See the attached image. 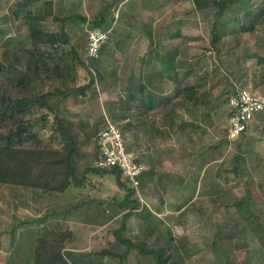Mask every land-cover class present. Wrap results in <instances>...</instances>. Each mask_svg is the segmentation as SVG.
<instances>
[{
	"label": "rangeland",
	"instance_id": "374dc122",
	"mask_svg": "<svg viewBox=\"0 0 264 264\" xmlns=\"http://www.w3.org/2000/svg\"><path fill=\"white\" fill-rule=\"evenodd\" d=\"M242 1L246 10L232 7L229 20L239 15L241 24L253 23L255 31L242 34L236 29L229 32L228 38L225 34L220 52L211 47V33L203 36L187 54L194 56L199 77L184 79L182 83L177 78L162 79L163 96L170 101L181 100L183 95L176 89L181 90L184 85L196 82L204 91L197 105L188 104L189 110L184 106L176 108L184 118L191 119L193 126L188 127L187 134L185 131L177 136L176 141L164 142L168 147L175 144L169 151L176 161L172 172L156 167L160 162L158 155L163 154L161 150L153 149L147 156L143 153L147 144L142 141L141 132L142 93L136 99L130 95L142 82L140 39L121 44L118 52H115L116 45L102 49L99 59L106 76L103 83L98 82L85 92L73 93L63 100L53 96L51 104L55 111L74 121L82 140L81 156L76 160L80 175L95 164V137L108 122L123 130L128 146L139 159L154 166L148 167L143 177L141 195H132L126 203L123 200L128 188L119 187L114 174L109 173L90 172L83 187L70 188L67 194L0 184V264H32L33 260L35 264L29 249V235L33 236L30 232L41 229L44 220L45 226L48 221L54 226L56 213L53 208L48 210L49 205L75 196L92 199L90 212L80 214V220L82 224L91 220L95 229L105 231V235L98 237L101 241L97 247H105L110 237L117 240L113 234L116 230L134 246L154 250L144 252L132 247L126 259L112 255L102 261L104 264H161L156 252L159 250L165 255L173 254L170 261L176 264H228L227 260L235 264H264V247L257 237L259 225H264V111L253 118L242 136H229L231 93L242 87L255 88L264 94V0ZM25 8L24 0H0V62L5 66L0 71L1 81L11 82L9 77L17 72L13 71V64L22 70L29 62V55L20 48L23 42L30 41ZM76 23L82 29L77 31L80 42L73 45L85 58L88 40L83 33L85 24L80 20ZM39 24L48 28L54 23L47 18ZM240 58L247 69V79L236 80L226 68L236 67V60ZM88 82V72L80 69L78 83ZM128 121L133 123L131 128L125 125ZM49 134V128L41 130L44 138ZM42 197L51 200L50 204L30 202L31 198ZM136 199L140 202L139 208H133ZM240 199L244 200L242 208L233 205ZM111 213L113 219L107 220V214ZM113 248L119 252L126 249L118 240ZM101 257L94 255L97 260Z\"/></svg>",
	"mask_w": 264,
	"mask_h": 264
},
{
	"label": "crops",
	"instance_id": "0c3cea01",
	"mask_svg": "<svg viewBox=\"0 0 264 264\" xmlns=\"http://www.w3.org/2000/svg\"><path fill=\"white\" fill-rule=\"evenodd\" d=\"M24 2L25 12L32 11L41 15L48 13L46 19L41 22L49 18L54 23L48 28L41 25L40 27L54 31L64 29L72 44L80 42L77 31L80 32L82 28H77L76 23L79 20L85 24L83 26L85 39L88 38V22L92 25H95L93 22H98L97 26L111 30V37L106 45H116L115 52L120 50L121 44H130L134 39L142 41V141L147 144L143 153L147 156L148 153H153V149L161 150L163 154L158 155L160 162L156 167L160 166L167 172H172V169L176 167V161L169 151L175 144L168 147L164 142L176 141L177 136L184 134L185 131L187 134L188 127L193 126L191 119L184 118V115L180 114L181 111L179 112L176 108L184 106L186 107L184 109L189 110L190 105L188 104L195 105L194 99L188 100L184 95V89L187 86H196L200 95L204 91H202V85L196 82L184 85L181 90L176 89L183 95L181 100L171 99L170 101L163 96L162 79L172 77L182 83L184 79L199 77L195 68L194 56L187 54L193 43L201 41L203 36L211 33L212 38L215 26L224 29L222 40L226 39L231 29L237 27L236 29L239 30L241 22L229 20L232 8L219 15L220 10L216 3L208 4L206 1L200 7L196 0H24ZM77 15L83 19L78 18ZM222 17L226 20H221ZM236 36V39H239L240 35ZM144 164L146 171L148 167L154 166L151 163ZM81 186L83 187V185H70L66 191L57 193L67 194L70 188L77 190ZM76 197L58 199L54 205H49L51 200L49 201L46 197L31 198L30 202L45 203L49 205L48 210L53 208L56 214L53 219L54 226L49 221L48 226H45L44 220L41 229L30 232L34 236L29 235L34 239H28L31 242L30 253L34 256L36 241L39 237H50L56 240L63 238V252L70 264H104L102 261H107L105 259L112 255L119 257L115 255V253H120L119 250H115L113 246L121 235L114 230L113 234L116 235L117 240L110 237L105 241V247H97L101 241L98 237L105 235V231L103 228L95 229L91 220L84 221L86 224H82L80 220V214L86 213V210L90 212L92 199L82 200ZM127 200L125 196L123 202ZM122 206L125 205L122 204ZM107 216V220H112L114 215L111 213ZM19 248L23 247L19 246ZM19 250L17 248V251ZM103 250L109 253L102 256ZM96 254L102 256L100 260L94 258Z\"/></svg>",
	"mask_w": 264,
	"mask_h": 264
},
{
	"label": "trees",
	"instance_id": "16d2710c",
	"mask_svg": "<svg viewBox=\"0 0 264 264\" xmlns=\"http://www.w3.org/2000/svg\"><path fill=\"white\" fill-rule=\"evenodd\" d=\"M206 1L208 4L216 3L220 10L219 15L232 7L238 11L246 10L242 0H196L200 7ZM247 11V16L250 17V12ZM262 12L264 13V5ZM47 14L36 15L32 11L25 13L30 41L28 44L23 42L20 48L29 55V62L26 69L22 70H17V65H12L13 71L17 72L9 77L11 82L0 80V184L34 190L41 189L46 192H64L72 184L83 185L87 180V174L91 172L114 174L118 186L123 188L126 186L125 179L121 171L116 168L101 169L94 164L88 166L81 175L78 173L76 160L81 156L82 143L78 129L74 121L55 111L51 99L58 95L63 100L73 93L85 92L94 84L103 83L106 76L101 71L99 57L90 61L84 58V54L81 55L77 46L71 43L70 37L64 29L54 31L40 27L39 23L46 19ZM77 17L83 19L81 16L77 15ZM232 19L241 22L239 15L233 16ZM88 23L87 36L89 29L99 27L97 26L98 22H93L95 25ZM239 30L253 32L255 25L253 23L242 24ZM231 31H236V28ZM223 33L224 29H220L218 26H215L212 31L211 47L219 52L224 43L221 41ZM9 43L6 44L9 45ZM18 43L20 44V42ZM105 46L106 44L102 49ZM259 47L262 46L259 44ZM241 59L236 60V67L226 68L229 75L236 80L247 79V69ZM4 69L5 66L0 62V71L2 72ZM80 69H84L89 74L87 84L80 85L78 83ZM142 86L141 82L135 91L130 89L132 99H136L135 97L142 93ZM195 87L187 86L184 89V95L188 100L194 99V103L197 105L200 92ZM253 90L256 91L255 88ZM235 91L236 89L232 93ZM139 103L142 104V102ZM128 107H126L127 110ZM125 125L127 128H131L133 123L128 121ZM46 128L50 129L48 138L41 135V130ZM94 149L97 158L96 142ZM146 173L147 171L144 172L141 183ZM128 190V200L132 195L136 197V192L133 189L129 188ZM243 202L242 199L236 200L233 205L242 208ZM139 205V200H134L133 208H139L137 207ZM257 237L264 247V225H259ZM118 240L126 247L119 254L115 253L121 258L127 257L129 249L132 247H137L144 252H154V250H147L141 245L134 246L132 241L125 237L119 236ZM63 247V238L56 240L50 237H39L34 249L35 264H70L63 252ZM179 250L178 248V253ZM156 252L161 264H176L170 261L173 254L165 255L163 250ZM108 253L107 250L101 252L102 256ZM222 253L225 255L226 251L222 249ZM232 262L234 261L227 260L228 264H235Z\"/></svg>",
	"mask_w": 264,
	"mask_h": 264
},
{
	"label": "built area",
	"instance_id": "2783aa9c",
	"mask_svg": "<svg viewBox=\"0 0 264 264\" xmlns=\"http://www.w3.org/2000/svg\"><path fill=\"white\" fill-rule=\"evenodd\" d=\"M111 30L94 27L88 30V41L85 58H98L102 47L109 41ZM230 107L229 136H241L247 131L250 122L264 111V94L250 88H237L229 96ZM96 166L101 169L116 168L121 171L126 188L133 189L141 195V178L146 165L129 149L123 130L113 122L96 135Z\"/></svg>",
	"mask_w": 264,
	"mask_h": 264
}]
</instances>
